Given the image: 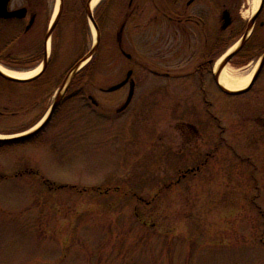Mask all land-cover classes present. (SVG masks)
Returning <instances> with one entry per match:
<instances>
[{"label": "rangeland", "instance_id": "obj_1", "mask_svg": "<svg viewBox=\"0 0 264 264\" xmlns=\"http://www.w3.org/2000/svg\"><path fill=\"white\" fill-rule=\"evenodd\" d=\"M113 3L83 87L98 107L86 98L65 103L28 140L0 146V264H264V129L223 113L213 87L209 108L200 87L154 76L117 113L127 88L91 87L114 86L125 73L115 32L128 0ZM151 11L144 0V19ZM77 34L62 39L56 77L93 46L94 36ZM139 40L140 56L150 57L153 36ZM0 50L20 62L26 39L9 32ZM25 92L0 83L2 138L38 119ZM207 153L214 154L200 172L178 178Z\"/></svg>", "mask_w": 264, "mask_h": 264}, {"label": "flooded vegetation", "instance_id": "obj_2", "mask_svg": "<svg viewBox=\"0 0 264 264\" xmlns=\"http://www.w3.org/2000/svg\"><path fill=\"white\" fill-rule=\"evenodd\" d=\"M92 1L0 2V35L10 32L14 39L25 38L28 50L23 62H13H22V66H11L0 61L1 66L14 71H33L42 67L44 59H47L46 67L39 77L24 83L14 82L11 87H25L26 96L33 103L28 111L36 112L38 118L35 122L49 112L57 96L60 99L53 115L65 103L84 98L94 107L99 105L91 91L86 96L83 94L85 83L91 81L86 78L76 79L79 71L70 80H65L73 66L82 58L62 77H56L52 71L54 56L60 51L62 39L77 37V33H80V38L94 36L96 40L97 35L99 36L97 48L89 59L90 70L93 71L96 67V55L101 48L104 25L111 22L112 6L115 4L113 2L121 0H99L91 8ZM149 2L152 15L147 19H144V0H128L122 12L120 25L115 32V43L123 58L121 65L125 73L115 85L126 81L120 89L127 88L128 95L130 86L135 88L139 82L146 81L150 76L168 83L191 84L201 88L209 108L211 101L207 99V90L208 87H213L214 97L221 102L223 113H229L231 118L252 120L259 123V128L264 129V0H258L256 7L253 0ZM76 26L81 28L80 31H74ZM148 35L153 36L149 43L152 45V52L147 54L150 57L144 58L140 56L144 45L139 38ZM94 46L95 41L92 48ZM140 71L144 72L141 74L142 78H138ZM223 81H239L245 84L231 90ZM92 84L91 87L95 88L93 92L111 93L100 84ZM224 102L231 105H225ZM208 107L207 114L217 119ZM119 109L116 112L121 114ZM189 128L194 136L198 135L195 128ZM184 135L185 142L191 140V135ZM216 149L212 151L215 153ZM213 154L207 153L198 166L180 171L182 173L178 178H185L189 174L196 175L207 165Z\"/></svg>", "mask_w": 264, "mask_h": 264}, {"label": "water", "instance_id": "obj_3", "mask_svg": "<svg viewBox=\"0 0 264 264\" xmlns=\"http://www.w3.org/2000/svg\"><path fill=\"white\" fill-rule=\"evenodd\" d=\"M6 0H2V2H5ZM1 2V0H0ZM98 34V33H97ZM99 43V36L97 35L96 37V40H95V46L89 51V53L84 56L78 63H76L73 68L71 69V71L69 72V74L66 76L65 80H70L82 67V65L88 61L94 54L96 48H97V45ZM46 62H47V59L45 58L43 63H42V67H41V70L40 72L32 77V78H29V79H14V78H9L7 76H4L3 74L0 73V76H2L3 78H5L6 80H9V81H13V82H27L29 80H32V79H35L37 77L40 76V74L42 73V71L44 70V68L46 67ZM126 83V81L118 84V85H114V86H111L110 88H108V92H114L116 90H119L120 88L123 87V85ZM133 86H130V90H129V93H128V96H127V99L126 101L124 102V104L121 106V108L118 110L119 112L125 110L127 108V106L130 104L131 100H132V97H133ZM60 99V96H57L55 98V101L53 102L47 116H45L42 120V122H40L41 124L35 128L34 130H29L27 132H24L23 134H20L19 136H14V137H10V138H0V143H17V142H20V141H23V140H27L29 139L30 137L34 136L35 134H37L41 129H43V127L51 120V117L53 115V112L55 110V108L57 107L58 105V101Z\"/></svg>", "mask_w": 264, "mask_h": 264}, {"label": "bare ground", "instance_id": "obj_4", "mask_svg": "<svg viewBox=\"0 0 264 264\" xmlns=\"http://www.w3.org/2000/svg\"><path fill=\"white\" fill-rule=\"evenodd\" d=\"M99 0H93L91 2V8H93ZM255 7L257 6L258 0H253ZM41 67L36 68L33 71H29V72H17V71H12V70H8L6 68H4L3 66H1L0 64V73L3 74L4 76H7L9 78H14V79H28L31 78L33 76H35L39 71H40ZM223 84L231 89H238L240 87H242L245 83L244 82H239V81H228L225 82L223 81ZM0 138H2V136H0Z\"/></svg>", "mask_w": 264, "mask_h": 264}, {"label": "trees", "instance_id": "obj_5", "mask_svg": "<svg viewBox=\"0 0 264 264\" xmlns=\"http://www.w3.org/2000/svg\"><path fill=\"white\" fill-rule=\"evenodd\" d=\"M0 61L5 63V64H7V65H11V66H19V65L22 66L23 65V63H22L23 61L20 64L19 63L18 64H14L13 62L5 60L4 57H1V54H0ZM89 74H90V65H88L87 67H85L82 70H80L79 73L75 76V78L76 79H83V78H86L87 76H89ZM0 83L4 87H7L9 89L14 85L13 81L6 80L2 76H0ZM34 123L31 124L29 127L34 125ZM10 144H13V143H0V146H6V145H10Z\"/></svg>", "mask_w": 264, "mask_h": 264}]
</instances>
